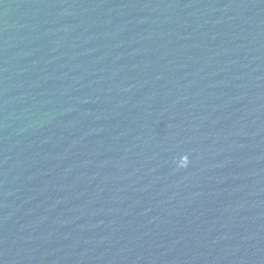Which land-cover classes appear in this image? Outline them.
Returning <instances> with one entry per match:
<instances>
[{"label":"water","instance_id":"95a60500","mask_svg":"<svg viewBox=\"0 0 264 264\" xmlns=\"http://www.w3.org/2000/svg\"><path fill=\"white\" fill-rule=\"evenodd\" d=\"M0 264H264V0H0Z\"/></svg>","mask_w":264,"mask_h":264}]
</instances>
